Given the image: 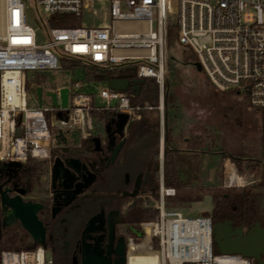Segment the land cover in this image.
Here are the masks:
<instances>
[{"label":"built area","instance_id":"2783aa9c","mask_svg":"<svg viewBox=\"0 0 264 264\" xmlns=\"http://www.w3.org/2000/svg\"><path fill=\"white\" fill-rule=\"evenodd\" d=\"M33 1L34 6L24 0H0V161L49 158L60 131L85 135L93 127V111L113 118L128 114L124 128L140 115L142 106L133 102L134 91L112 89L108 81L98 90L86 80L72 81L66 86L67 107L62 106L65 86L49 90L56 94L58 106L53 100L44 102V91L42 103L37 99V106H30L27 71L59 70L63 59L99 67L133 66L138 78H154L159 103L143 108L158 109L163 127L167 33L174 26L179 28L180 42L195 53L215 88L247 93L250 104L264 110V0H109L108 22L75 27L52 26L51 19L64 14L80 17L84 9H93L95 0ZM38 29L44 34L42 43ZM50 112H57L58 118H48ZM160 158L155 199L159 215L141 223L142 236L128 235L124 264H258L241 254L215 252L211 216L192 217L168 209L167 197L176 190L164 184L163 148ZM233 173L228 186L237 180L232 179ZM0 264L54 261L39 245L3 249Z\"/></svg>","mask_w":264,"mask_h":264},{"label":"trees","instance_id":"16d2710c","mask_svg":"<svg viewBox=\"0 0 264 264\" xmlns=\"http://www.w3.org/2000/svg\"><path fill=\"white\" fill-rule=\"evenodd\" d=\"M71 14H64L57 19H51L52 26H65L73 24L75 19ZM173 29L168 28L167 41L168 48L173 39ZM193 60H196L195 53H191ZM64 65L81 64L77 59H63ZM86 72L84 79L106 82L109 78H128L130 80L139 79L137 72L133 66H115V67H99L96 65H85ZM140 90L134 91L133 102L136 104H151L157 106L159 103V86L154 78H144L139 81ZM28 90V82L26 83ZM217 89V88H216ZM132 90V87L129 88ZM232 92L240 96L237 90L221 91ZM165 103H164V147H163V178L164 184L167 187H173L176 194L168 196L169 204L182 205L203 199L200 190V173L204 165V157L214 146V137H211L212 144L206 148H201L202 138L200 135L193 138L180 139L174 134L172 124L169 122V107L175 106V96L170 90V85L167 81L164 84ZM248 97L247 93H244ZM261 112V122L257 130L259 136L258 145L242 144L234 151L224 152V157L228 158L238 168L241 174L244 173V165L247 167H261V180L253 187L259 188L260 191H254L248 187L236 186L224 190L213 191L207 193L212 195L213 207L210 213L213 222L232 220L234 224L253 225L257 221L264 226V211L261 208V197L264 190V110ZM93 116L102 122H109L111 116L106 112H92ZM67 131V137L73 144L83 142V145L88 149L91 148V138L77 137L76 133L71 130ZM161 129L159 110L153 111L142 110L140 115L132 120L128 126L127 148L130 151V172L135 175L141 174L140 189L146 193L143 195H134L130 197V205L122 214L123 221L130 228V234H133V229H139L142 222L155 220L159 211L153 204H145L148 197L157 198V193L160 183V152H161ZM192 145H199L193 147ZM76 153H78L76 151ZM47 159H29L26 164L34 171L41 170ZM257 162H256V161ZM252 161H255L256 166ZM107 183V182H106ZM203 190H206L203 189ZM122 203V199L120 202ZM132 231V232H131ZM60 237V238H59ZM77 237L74 236L70 245H68L62 234L58 235L56 240H48L46 250H51L54 264H72L73 251L76 247ZM39 244L33 242L25 248H16V250L33 249ZM214 250L218 252L217 247Z\"/></svg>","mask_w":264,"mask_h":264},{"label":"rangeland","instance_id":"374dc122","mask_svg":"<svg viewBox=\"0 0 264 264\" xmlns=\"http://www.w3.org/2000/svg\"><path fill=\"white\" fill-rule=\"evenodd\" d=\"M24 1L26 4L34 6L33 0ZM108 13L109 0H95L92 10L84 9L80 17L73 15L72 17L75 19L74 23L65 26L75 27L104 24L109 21ZM46 15L50 17L48 14ZM29 21L36 27L33 18L30 17ZM153 26H155V21ZM171 28L174 31L173 39L168 48L166 81L169 83L170 90L175 96V106L169 107V122L173 126L174 134L180 139L193 138L194 136L200 135L202 138V144H200L201 148L213 145L211 137H214L215 143L214 146H211V151L205 155L203 169L200 173V186H202L203 189L206 188V190L201 189L199 191L200 194L203 195V199L191 203H184L182 205L168 203V209H179L186 216H204L210 213L213 207L212 195L207 193L209 190L219 191L240 186L252 187L254 191H260L259 188L253 186L261 180L263 168L247 167L244 165V173L241 174L239 168L231 162L230 159L224 157L223 153L234 151L242 144L250 143L251 145H258L259 136L257 135V130L261 122V112L250 104L249 97H245L244 93L240 92V96H237L232 92L217 91L211 84L206 72L203 69L199 70L195 66L198 57L195 55L196 60L194 61L191 57L193 51L180 42L179 28L177 26ZM37 33L38 42L42 43L44 41L42 30L38 29ZM85 72L86 67L82 63L78 65L62 64V68L59 70L27 71L29 105L37 106L38 86L43 87V98L44 102L47 103L52 102V99L46 95L47 91L58 86H69L71 82L75 80H86L90 84L93 83L97 86V90L105 86L104 81L84 79ZM98 102H100L99 98ZM141 106L142 109L140 112L142 110L153 111L156 109L143 108V106H153L151 104H144ZM50 116H53L55 119L58 118L57 112L47 113V117L50 118ZM93 121L91 131L94 133L102 127L103 122L96 117H94ZM160 129V145L164 147L165 118L163 127L160 123ZM75 133L78 134L77 132ZM192 146L196 147L199 145ZM222 148H226L227 151L222 150ZM255 161L252 162L256 166L255 163L257 161ZM231 172L235 173L237 180L234 181L231 186H228ZM43 180L44 176H41V187L44 189L46 184L43 183ZM44 190L46 191V189ZM44 190L40 189L32 194V196L41 198L44 196ZM261 191L263 194L260 204L264 211V190ZM145 194L146 193H144L143 196ZM148 198L145 204H153L155 206L156 198L153 199L152 196ZM14 238L13 240L1 238L0 252L3 249L25 248L29 245L28 240L21 241L19 238Z\"/></svg>","mask_w":264,"mask_h":264},{"label":"flooded vegetation","instance_id":"af4514ba","mask_svg":"<svg viewBox=\"0 0 264 264\" xmlns=\"http://www.w3.org/2000/svg\"><path fill=\"white\" fill-rule=\"evenodd\" d=\"M115 119L112 117L109 122H103L102 127L94 133L91 128L85 135L76 134L77 137L91 138L90 149L85 147L83 142L73 144L67 137V131L62 132V136H55L49 158L41 170L34 171L24 162L0 161L2 188L8 190L10 196L19 194L24 201L43 204L37 216L46 227L47 241L56 240L58 235L62 234L64 241L70 245L72 238L77 237L73 261L75 257L80 259L83 237L91 241L87 237L88 233L84 234L83 231L92 217L96 216V222L93 224L96 227L102 222L105 227L108 223L115 222L117 236L123 235L127 241L130 228L123 221L122 214L129 207L131 193L134 190H138L136 195L144 194V191L140 189L141 174L133 175L130 172L131 157L127 148L128 127L119 128ZM96 137L99 138V143L95 141ZM118 146L119 149L116 152ZM56 158L62 161V164L57 167L58 172H66L75 177L72 186L67 189L70 193L79 182L84 181L83 177L88 175V171L95 174L94 181L82 193L76 195L67 206L62 205L66 191L61 185L62 181L59 178L53 179V165ZM71 158L78 159L80 163L68 165L66 162ZM14 162L20 164H14ZM41 176H44L43 183L46 184L44 188L46 191L41 187ZM39 188L44 190V196L41 198L32 196L40 190ZM121 199L122 203H116ZM55 208L59 210L55 212ZM8 210L9 208L3 207L0 199V239L13 240L15 237L21 241L28 240L29 244L33 243L31 235L24 229L21 221L18 218L12 219ZM254 225L233 222L234 227L243 226L244 232ZM98 234H100L98 231H93L89 235ZM46 251L51 253V250ZM251 259L258 263L264 260V256L260 260Z\"/></svg>","mask_w":264,"mask_h":264},{"label":"water","instance_id":"95a60500","mask_svg":"<svg viewBox=\"0 0 264 264\" xmlns=\"http://www.w3.org/2000/svg\"><path fill=\"white\" fill-rule=\"evenodd\" d=\"M195 66L201 70L199 62H195ZM109 87L116 90L127 91L132 87L133 91H139V81L143 79L130 80L128 78H109ZM68 87L61 89L62 106H68ZM42 86L37 87V97L39 104L42 103ZM50 95L54 104L59 105L56 94L50 91L46 92ZM119 128H123L129 120L126 113H119L115 119ZM57 137L62 136L60 131ZM95 141L99 143V138L96 137ZM119 146L116 150L118 151ZM115 152V153H116ZM68 165H77L80 163L78 159L71 158L66 162ZM14 164H20L15 163ZM62 164L61 159L56 158L53 165V179L59 178L62 182L61 185L66 189L63 206L69 205L74 197L84 191L95 178V174L88 171V175L84 176L83 182H79L74 190L68 191L72 186L75 179L73 175L66 172H58L57 167ZM86 177V180H85ZM138 190H134L131 195H136ZM0 199L3 207L9 208L8 214L12 219L18 218L24 229L31 235L33 241L46 249V227L43 222L38 218L37 212L43 207V204L33 201H24L21 195L10 196L9 191L3 189L0 185ZM59 208H55L56 212ZM96 222V216L92 217L83 233H88L87 237L91 241H87L85 237L82 239L80 248V259L74 258L72 264H124L126 240L123 235L117 236L115 222L108 223V226H103V222L98 227L93 224ZM98 231V235H89L90 232ZM134 233L142 236L144 233L139 229H133ZM213 241L220 253L224 254H241L244 257L261 259L264 256V227L261 222L257 221L254 226L244 232L243 226L234 227L232 221H218L213 223ZM262 252V253H261ZM264 264V260L258 262Z\"/></svg>","mask_w":264,"mask_h":264},{"label":"bare ground","instance_id":"6f19581e","mask_svg":"<svg viewBox=\"0 0 264 264\" xmlns=\"http://www.w3.org/2000/svg\"><path fill=\"white\" fill-rule=\"evenodd\" d=\"M232 179H236V176H235V174L233 173L232 174ZM137 261H139V262H143L144 261V259H142V258H138V259H136ZM146 260V259H145Z\"/></svg>","mask_w":264,"mask_h":264},{"label":"crops","instance_id":"0c3cea01","mask_svg":"<svg viewBox=\"0 0 264 264\" xmlns=\"http://www.w3.org/2000/svg\"><path fill=\"white\" fill-rule=\"evenodd\" d=\"M186 139H188V138H186ZM161 148H163V146H162ZM137 259H138V258H137Z\"/></svg>","mask_w":264,"mask_h":264}]
</instances>
